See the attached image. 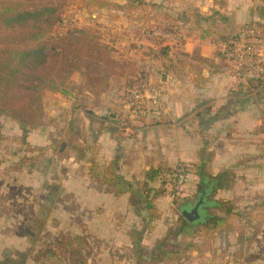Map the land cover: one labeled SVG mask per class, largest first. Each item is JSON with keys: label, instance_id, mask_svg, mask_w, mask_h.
Wrapping results in <instances>:
<instances>
[{"label": "crops", "instance_id": "obj_1", "mask_svg": "<svg viewBox=\"0 0 264 264\" xmlns=\"http://www.w3.org/2000/svg\"><path fill=\"white\" fill-rule=\"evenodd\" d=\"M186 2L185 6H192L179 8L182 35L175 36L170 43L179 51L180 70L175 71L178 62L175 50L170 56L155 60L146 57L145 62L155 81L157 72L162 70L159 74L162 80L156 82L166 90L168 113L163 121L125 123L124 99L119 93L122 87L121 84L119 88L114 86L118 79L111 77L113 81L109 85L98 88V82L89 81L86 72H77L66 86L67 95L45 93L44 122L27 133L25 144L29 150H19L23 152L20 153L23 161H11L15 165L12 167L27 169V173L40 170L47 182L56 183L53 174L49 176L48 171L43 170V161L53 158L54 146L59 144L58 156L68 157L63 164L65 173L58 179L71 194L66 206L74 209L68 210L69 215L75 222L81 221L82 215L85 223L101 224L97 234H67L82 235L92 245L85 249V264H122L116 256L123 255V245L135 256L133 264H199L198 260L203 258L219 260L223 256L232 264H264V85L243 87L219 51L221 42L244 25L264 24V0ZM186 22L189 26H185ZM14 127L17 133H22L19 122L13 121ZM64 140L67 147L60 154ZM179 165L190 168L183 202L195 200L198 167L203 166L214 176L226 169L233 171L235 185L230 190L219 191L216 198L233 202L234 210L229 215L218 213L226 217L227 224L212 235L181 237L190 249L181 259L165 263H153L150 259L155 253V244L170 228H160L162 220H158V224H153L154 229L139 236L145 249L140 259L142 248L134 247L132 232L118 229L108 236V231L104 230L117 216L135 215L136 221L139 216L132 207V195L107 193L103 178L108 172L115 173L138 190L142 189L149 171L174 169ZM52 167L55 169L49 173L57 174V169H62L56 163ZM159 185L158 180L151 183L152 187ZM28 201L34 199L31 197ZM140 218L143 224L145 217ZM10 239L13 238L10 236ZM7 249L6 260L0 264H42L39 258L45 255L29 259L13 255ZM92 251L93 257L89 254Z\"/></svg>", "mask_w": 264, "mask_h": 264}, {"label": "rangeland", "instance_id": "obj_2", "mask_svg": "<svg viewBox=\"0 0 264 264\" xmlns=\"http://www.w3.org/2000/svg\"><path fill=\"white\" fill-rule=\"evenodd\" d=\"M185 4H187L186 0H70L63 9L62 20L49 34L48 41L49 44H55L65 38H81L79 32L85 33L89 41L86 48H72L74 64L80 72H87L86 76L92 83L98 82V88H103L107 83L109 85L111 77L118 79V82L113 83L118 88L121 84L122 91L119 93L124 99L123 89L129 80V83L134 80L135 76L146 74L161 86L156 81L160 82L159 74L162 70L157 72L155 81L151 68L145 63L148 57L155 60L160 56H170L175 50L174 57L178 58L175 71L180 70V59L177 56L179 51L176 46L172 48L170 43L173 42L174 36L182 35L179 8L183 7L184 10L192 6ZM1 9L0 5V11ZM185 26H189L187 22ZM139 44H143L140 46H144L142 48L145 49L142 50ZM163 90L165 94L166 90ZM47 91L57 92L46 90L43 100ZM75 104L77 106V102ZM81 105L82 102L79 106ZM43 107L45 114L44 103ZM13 121L16 120L0 113V263L6 260L4 252L8 250L7 248L13 252V255L28 256L29 259H33L43 256L50 244L56 241L55 239L59 240L69 233L97 234L101 230V224L85 223L82 215L79 217L81 221L76 220V222L69 215L68 210L74 209L66 206L71 194L68 189H64L63 183L60 184L58 179L65 173L66 165L63 164H66L65 159L68 157L58 156L59 144L54 146L51 155L53 158L49 159L50 161L45 158L43 161V170L48 171L49 176L53 174L52 178L56 183L47 182L46 175L40 170L37 173H27V169L12 167L15 165L11 164V161L13 163L23 161L20 155L23 152L19 150L25 148L29 150L25 144V132L17 133L15 127L12 128ZM55 163L62 169H57V174L49 173V170L55 169L52 167ZM31 197L34 199L33 202L28 201ZM181 198L178 199V203L183 202ZM178 203L168 196L158 201L157 205L162 213L160 228L179 225L181 214ZM136 205L132 196V207L135 208ZM140 217H145L143 224ZM115 219L107 223V228L104 227V230L108 231V236L118 229L140 234L145 228L147 213L143 211L137 221L135 215L127 214L117 216ZM154 228L153 226L152 229ZM10 236L13 239H10ZM86 245H89L88 248L92 246L88 242ZM123 248V255L116 257L122 264H131L132 260L135 261V256H131V253L126 251L127 246L123 245ZM89 254L93 257V251ZM198 261L199 264H226V262L232 264L227 261L226 256L219 260L203 258Z\"/></svg>", "mask_w": 264, "mask_h": 264}, {"label": "trees", "instance_id": "obj_3", "mask_svg": "<svg viewBox=\"0 0 264 264\" xmlns=\"http://www.w3.org/2000/svg\"><path fill=\"white\" fill-rule=\"evenodd\" d=\"M70 0H2L0 5V113L21 124L26 134L44 121L43 94L46 90L67 95L66 86L72 75L80 72L72 58V48L85 49L89 41L85 33L82 37L65 38L62 42L49 44L48 36L62 20L63 9ZM85 46V47H84ZM87 73V72H86ZM89 73V72H88ZM90 81V78H89ZM264 132V126L262 128ZM190 168L179 165L174 169L151 170L148 172L142 189L124 177L108 172L103 178L107 193L116 195L131 194L136 206L134 212L148 215L145 228L140 234L133 232L134 247L144 253L139 237L161 219V211L156 202L161 197L171 198L180 171L185 173V181L178 199L185 193L190 176ZM198 184L194 201L178 203L180 223L168 228L166 235L154 246L150 255L153 263L172 262L181 259L190 246L181 237L195 238L201 233L212 235L217 229L226 226V217L234 210L233 202L216 198L219 191L230 190L236 182V174L224 170L217 175L209 174L203 166L196 169ZM160 181L159 187L151 183ZM202 198L199 207L200 217L187 220L182 212L190 210ZM172 199V198H171ZM87 240L82 235H69L51 244L45 255L39 258L42 264H85ZM145 255V254H144Z\"/></svg>", "mask_w": 264, "mask_h": 264}, {"label": "built area", "instance_id": "obj_4", "mask_svg": "<svg viewBox=\"0 0 264 264\" xmlns=\"http://www.w3.org/2000/svg\"><path fill=\"white\" fill-rule=\"evenodd\" d=\"M219 51L233 76L243 87L264 85L263 23L244 25L237 33L221 42ZM144 75L134 78L126 86L125 123H158L167 116L168 108L163 88L157 85L151 77ZM185 177L184 171L181 170L171 194L172 199L176 200L180 195Z\"/></svg>", "mask_w": 264, "mask_h": 264}, {"label": "water", "instance_id": "obj_5", "mask_svg": "<svg viewBox=\"0 0 264 264\" xmlns=\"http://www.w3.org/2000/svg\"><path fill=\"white\" fill-rule=\"evenodd\" d=\"M165 81V79H164ZM67 147V140H64L61 145H60V148H59V153L62 154L64 152V150L66 149ZM202 198L197 202V204L195 205V207H193L192 209L190 210H184L182 212V215L187 219V220H190V221H194L196 219H198L200 217V214H199V207H200V204L202 203Z\"/></svg>", "mask_w": 264, "mask_h": 264}]
</instances>
